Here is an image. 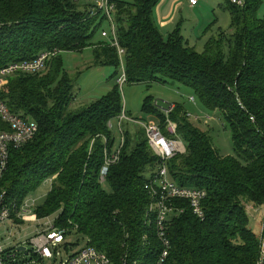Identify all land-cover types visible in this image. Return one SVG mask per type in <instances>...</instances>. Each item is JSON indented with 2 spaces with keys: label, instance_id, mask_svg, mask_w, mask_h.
<instances>
[{
  "label": "trees",
  "instance_id": "1",
  "mask_svg": "<svg viewBox=\"0 0 264 264\" xmlns=\"http://www.w3.org/2000/svg\"><path fill=\"white\" fill-rule=\"evenodd\" d=\"M240 1L226 0L232 32L211 36L199 52L182 35L180 24L164 37L154 15L160 0H114L126 82L189 86L228 128L234 144V154L221 155L211 130L191 121L182 104L165 114L151 97L145 99L143 110L163 127L167 119L174 122L172 138L185 144L186 151L169 161L172 179L207 192L203 220L188 200H177L184 211L168 220L171 248L164 264H257L262 258L264 221L260 238L249 227L247 206H264V17H259L261 0ZM89 5L0 0V69L43 51L59 52L41 73L11 75L2 89L10 110L35 120L38 132L11 151L0 193L20 207L44 180L52 179L47 202L34 207L38 219L58 212L54 224L66 237L76 232L116 263L156 264L161 246L146 217L151 198L145 185L159 160L146 133L132 131L128 121L123 135L109 127L124 111L119 84L92 103L72 108L75 85L62 52L92 47L94 66L122 65L117 47L101 35L105 18L91 17ZM118 148L119 160L102 183L106 155Z\"/></svg>",
  "mask_w": 264,
  "mask_h": 264
},
{
  "label": "rangeland",
  "instance_id": "2",
  "mask_svg": "<svg viewBox=\"0 0 264 264\" xmlns=\"http://www.w3.org/2000/svg\"><path fill=\"white\" fill-rule=\"evenodd\" d=\"M168 1L172 5L167 3ZM77 2L80 6L85 7L87 4L95 3L96 0H78ZM166 3L168 9H166ZM160 13L167 14L163 20L171 16L174 18L172 29L169 30L160 25L158 20ZM154 15L160 28H164L162 29V33L165 38L180 24L182 35L199 52L204 50V45L211 36H215L221 31L227 34L232 32L230 29L231 14L227 8L226 0H200L199 5L195 9L186 6L176 8V1L160 0L154 10ZM259 17H264V0H261ZM101 27L109 29L110 24L104 21ZM102 28H100V31ZM99 33L96 40L101 38ZM62 60L64 69L68 72L75 85L73 90V109L82 108L101 98L103 95L108 94L116 84H119L118 77L123 73L122 65H119L117 68L114 66H94V49L92 47H88L82 52H62ZM116 70L118 72L114 77L113 74ZM120 90L124 110L127 111L130 117L139 120L154 118V120L159 121L155 115L143 110V103L148 97L152 98L154 104L157 101L156 106L159 109L168 108L171 104L175 103L182 104L189 112L191 121L202 124L205 128L208 127L211 130L214 146L219 150L221 155L234 154V144L228 128L223 126V122L220 118L214 116V113L206 110L193 89L189 86H185V84L177 81L166 83L154 82L151 85L144 83L129 84L126 82L124 85H120ZM192 97L194 101L191 100ZM208 115L213 119L206 123ZM195 117L199 118V122L194 121ZM125 122L127 121H124V125L128 126ZM129 123V129L142 132L145 135V130L141 125L134 122ZM119 136L120 134L118 133V138ZM51 189L52 179H46L38 189L28 195L26 200L36 199L35 208L43 206L47 202ZM247 212L250 219L249 227L261 238L264 206L254 207L253 205H248ZM26 216L27 218L22 223H14L12 220H7L0 224V243L5 246L6 250L13 253V251L17 250L19 244L26 248L21 251L17 250L18 253L15 257L16 264H65L72 254L87 247V240L76 232H73L66 237L64 243L54 246L53 258L41 260L34 255L30 239L37 233V229L42 228V224L46 221L50 220L54 223L59 213L51 214L48 219L41 218L38 220L34 212L27 213Z\"/></svg>",
  "mask_w": 264,
  "mask_h": 264
},
{
  "label": "built area",
  "instance_id": "3",
  "mask_svg": "<svg viewBox=\"0 0 264 264\" xmlns=\"http://www.w3.org/2000/svg\"><path fill=\"white\" fill-rule=\"evenodd\" d=\"M78 1V0H77ZM191 6L199 4L200 0H186ZM234 3H241L240 0H233ZM116 5L114 0H96L95 3L89 5V15L91 17L101 15L110 24V28H102L101 35L103 38L109 39L111 45L118 49L121 60L123 73L118 78L119 84L122 86L126 83V73L123 63L125 51L120 46L117 36V25L115 19ZM59 53L58 51H43L37 57L31 60L21 62H12L0 69V121L4 127H0V178L3 177L10 160V154L13 149L23 147L31 141L38 132V124L35 120L24 118L12 112L7 105V102L2 98V89L7 85L8 79L11 75L16 73H41L45 70L48 60ZM194 101V98H191ZM157 104V101H156ZM174 104L168 108L161 110L168 114L173 110ZM189 115V114H188ZM190 117V115H189ZM213 118L208 115L207 122ZM165 124L161 125L160 120L149 118L148 120H139L130 117L124 110L117 122H109L110 128H118L120 134L123 135L122 125L124 121L134 122L141 125L146 133L148 143L154 154L158 157L159 165L150 176L145 188L150 194V203L146 212V217L150 224L155 225L156 236L160 242L161 253L156 264H164L169 255L171 242L168 237V220L172 214H180L184 209L177 204V200H188L193 213L200 219L205 218L203 200L207 192L204 189L181 186L175 182L169 173V161L177 154L186 151L185 144L182 140L172 138L177 133L176 124L170 119ZM194 121L199 122V118L195 117ZM166 130L165 131L163 130ZM123 137V136H122ZM121 137V140H123ZM120 157V149L118 148L112 154H107L105 163L101 169L100 180L103 183L108 173L110 165L118 162ZM36 199H25L18 207L16 202L9 203L7 201L6 192L0 193V224L7 220H12L14 223L16 219L25 220L26 214L34 212V204ZM15 219V220H14ZM38 220V217H36ZM48 219V218H45ZM146 238V237H145ZM66 236L61 228L48 220L42 224V228L37 229V233L31 237L30 243L33 247V253L41 260L50 259L54 257L53 248L55 245L64 243ZM21 246L18 245L17 250ZM262 258L257 264H262L264 259V238L261 239ZM26 249V248H25ZM24 249V250H25ZM13 253L6 250L5 246L0 243V264H16L15 257L18 251ZM65 264H129L126 259L120 263H116L106 252H103L96 247L87 245L86 248L72 254ZM130 264H138L137 261Z\"/></svg>",
  "mask_w": 264,
  "mask_h": 264
},
{
  "label": "crops",
  "instance_id": "4",
  "mask_svg": "<svg viewBox=\"0 0 264 264\" xmlns=\"http://www.w3.org/2000/svg\"><path fill=\"white\" fill-rule=\"evenodd\" d=\"M173 1H176V8H182V7H189V8H192V9H195V8H197V6L199 5H196V6H191L186 0H172V2ZM167 3H169L170 5H172L169 1L167 2ZM167 3H166V9H168V6H167ZM168 13H169V11H168ZM166 15L167 14H164V13H160L159 14V18H158V20H159V23H160V25L162 26V27H165L166 29H172V27H173V22H174V18H172V16L169 18L168 17V19H166V20H163V18L164 17H166ZM161 20V21H160ZM159 25V26H160ZM162 29H164V28H162ZM162 29H161V31H162ZM189 41V40H188Z\"/></svg>",
  "mask_w": 264,
  "mask_h": 264
},
{
  "label": "water",
  "instance_id": "5",
  "mask_svg": "<svg viewBox=\"0 0 264 264\" xmlns=\"http://www.w3.org/2000/svg\"><path fill=\"white\" fill-rule=\"evenodd\" d=\"M24 249H25V247H20V248H19V250H24Z\"/></svg>",
  "mask_w": 264,
  "mask_h": 264
}]
</instances>
